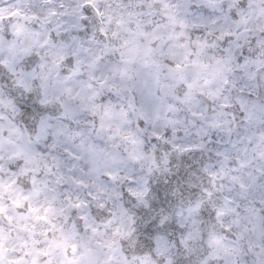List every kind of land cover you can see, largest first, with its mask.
Here are the masks:
<instances>
[{"label": "snow or ice", "instance_id": "1", "mask_svg": "<svg viewBox=\"0 0 264 264\" xmlns=\"http://www.w3.org/2000/svg\"><path fill=\"white\" fill-rule=\"evenodd\" d=\"M0 264H264V0H0Z\"/></svg>", "mask_w": 264, "mask_h": 264}]
</instances>
